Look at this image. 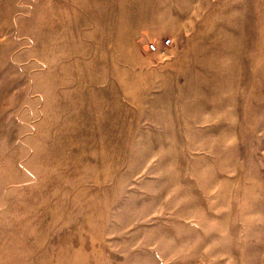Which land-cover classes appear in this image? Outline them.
Returning a JSON list of instances; mask_svg holds the SVG:
<instances>
[{
  "label": "rangeland",
  "instance_id": "374dc122",
  "mask_svg": "<svg viewBox=\"0 0 264 264\" xmlns=\"http://www.w3.org/2000/svg\"><path fill=\"white\" fill-rule=\"evenodd\" d=\"M0 264H264V0H0Z\"/></svg>",
  "mask_w": 264,
  "mask_h": 264
},
{
  "label": "built area",
  "instance_id": "2783aa9c",
  "mask_svg": "<svg viewBox=\"0 0 264 264\" xmlns=\"http://www.w3.org/2000/svg\"><path fill=\"white\" fill-rule=\"evenodd\" d=\"M170 43H171V41L170 40H167V41H165L164 42V49H166L167 48V46H169L170 45ZM150 50L151 51H156L157 50V47L155 46V45H151L150 46Z\"/></svg>",
  "mask_w": 264,
  "mask_h": 264
}]
</instances>
